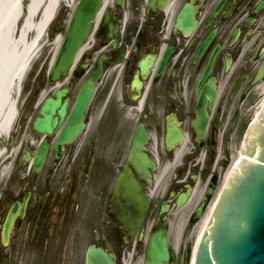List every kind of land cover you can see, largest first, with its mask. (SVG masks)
<instances>
[{"label":"flooded vegetation","instance_id":"flooded-vegetation-1","mask_svg":"<svg viewBox=\"0 0 264 264\" xmlns=\"http://www.w3.org/2000/svg\"><path fill=\"white\" fill-rule=\"evenodd\" d=\"M32 3L10 0L20 17ZM47 9L55 19L40 53L56 37L60 49L75 16L88 32L27 135L16 136L0 187V264H86L90 249L114 264H150L154 237L165 241L162 264H192L261 108L264 0H39L36 21ZM64 88L63 120L56 111L51 134L37 135L43 104ZM86 100L82 129L58 144ZM24 199L3 243V221Z\"/></svg>","mask_w":264,"mask_h":264},{"label":"water","instance_id":"water-1","mask_svg":"<svg viewBox=\"0 0 264 264\" xmlns=\"http://www.w3.org/2000/svg\"><path fill=\"white\" fill-rule=\"evenodd\" d=\"M77 16L71 22L66 38L52 67L49 79L56 83L66 76L74 57L88 30H79L76 26ZM84 86L83 90H85ZM67 93L64 88L55 94L54 99H48L37 118L33 130L37 135L44 132L51 134L58 121L52 116L57 111L61 121L66 112L67 102L61 99ZM262 99V98H261ZM86 101H79L64 128L58 144L70 143L80 132V123ZM261 105H263L261 103ZM257 111V110H256ZM244 159L228 179L219 200L206 226L203 237L196 252L194 264H264V108L258 122L251 128L242 148ZM28 159V157H27ZM44 159L41 148L34 161V167L39 169ZM140 202L141 216L146 203ZM27 200L22 205L15 204L8 213L1 237L7 243L15 218L24 216ZM161 244L164 252H160ZM150 264H162L167 259L165 241L151 239L148 250ZM86 264H113L109 255L102 250L91 249Z\"/></svg>","mask_w":264,"mask_h":264},{"label":"bare ground","instance_id":"bare-ground-1","mask_svg":"<svg viewBox=\"0 0 264 264\" xmlns=\"http://www.w3.org/2000/svg\"><path fill=\"white\" fill-rule=\"evenodd\" d=\"M9 1V3H8ZM39 0H33L29 13L20 17L10 0H0V138L8 136L17 117V99L12 89L21 87L35 55L37 43L51 21L48 9L38 18L33 14ZM21 24L18 23L22 19ZM15 32V34H14ZM32 35V40L26 38ZM16 91V92H17ZM4 156L0 149V159Z\"/></svg>","mask_w":264,"mask_h":264},{"label":"rangeland","instance_id":"rangeland-1","mask_svg":"<svg viewBox=\"0 0 264 264\" xmlns=\"http://www.w3.org/2000/svg\"><path fill=\"white\" fill-rule=\"evenodd\" d=\"M31 38L32 36L29 35L28 41H31ZM56 51V44L53 41L48 47H44L41 53L37 52L35 58L39 57V59L37 62L32 63L29 73H27L25 81L20 87V93L16 92L17 88L12 89V99H17L19 114L11 134L8 137L3 136L0 138L4 154L0 159V187L6 183L12 162L17 156L18 144L16 143V136L20 139L24 134L27 135V130L37 112V106L41 104L46 95H50L55 90L53 85L48 84L47 74L50 69V63L53 57L56 56ZM41 66H43L42 69ZM58 86L60 85L58 84ZM2 220L3 214L0 217V225Z\"/></svg>","mask_w":264,"mask_h":264}]
</instances>
